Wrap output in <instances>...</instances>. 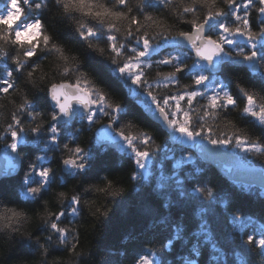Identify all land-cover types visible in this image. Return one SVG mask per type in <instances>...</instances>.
<instances>
[{
	"label": "snow or ice",
	"instance_id": "6c2138e0",
	"mask_svg": "<svg viewBox=\"0 0 264 264\" xmlns=\"http://www.w3.org/2000/svg\"><path fill=\"white\" fill-rule=\"evenodd\" d=\"M46 12L79 51L50 32ZM109 157L129 165L143 195L142 231H166L161 249L184 252L109 248L104 264L264 261V180L243 178H264V0H0V264H95L87 237L128 215ZM197 159L255 197L260 217L233 210V193L201 181L203 168L183 174ZM217 211L228 214L234 259L217 239Z\"/></svg>",
	"mask_w": 264,
	"mask_h": 264
},
{
	"label": "trees",
	"instance_id": "16d2710c",
	"mask_svg": "<svg viewBox=\"0 0 264 264\" xmlns=\"http://www.w3.org/2000/svg\"><path fill=\"white\" fill-rule=\"evenodd\" d=\"M45 20L47 22L48 28L50 32L54 34L56 39L65 44L68 48L79 51L80 43L71 34V29L66 26V22L61 21L59 19L53 18L52 12H46ZM83 58V57H82ZM87 67V65H86ZM97 74L93 72V76ZM117 97L120 100H125V96L122 92H116ZM142 128L146 127V125H140ZM152 130V129H149ZM166 133L163 131L156 132V142L158 144H165ZM82 140L87 143V136L82 137ZM168 147H171L169 144ZM175 148V155L178 159L181 155L185 154V152L192 154L180 147ZM193 155V154H192ZM194 156V155H193ZM195 158V156H194ZM109 159L113 162V164L118 168V171L114 173V175H120L125 178L124 187L127 188V206H128V215L120 216L119 214L115 215L108 224L101 225L97 228L96 234H90L85 241L87 246H90L93 249V257L92 260L95 264H104V259L106 257L107 249L111 248L113 250L120 249H128L131 254H134L135 251L144 245L155 246L157 251H163L168 255V258L171 259L173 255H179L184 252V246L182 244L177 245L172 253H167V250L161 249V244L164 242V237L167 235L166 231L161 230L160 232L153 233L152 231H142L141 224L139 221V208L143 202V195H138L134 188L130 187L129 182L127 181V174L130 171V167L128 164L120 165L116 157H109ZM159 160V157H157ZM163 170L166 175L171 174L176 169L173 168V164L175 161L169 159L163 161ZM264 163V160L258 162L257 164ZM195 168H203V174L199 175V179L201 181L210 180L213 185L217 188L218 195L222 194L223 191H229L233 193L232 200V209H240L244 214H254L256 217H260V204L252 196H246L238 193L229 181L223 179L217 172H215L210 166L204 164L199 159L196 160L195 164H186L183 167V174L185 175H193ZM159 178V174L153 178V182ZM146 191H150V189H146ZM13 206V205H9ZM197 205L193 203L188 206L184 210L183 219L189 232L194 231L197 225ZM227 213H223L221 211H217L216 219L218 221V227L216 228V236L219 241V244L224 248V250L228 253L230 259H234V252L239 251L236 247L237 242H233L230 239L231 232L230 226L227 223ZM221 216L225 217L223 221L220 220ZM133 234L135 239H125L129 234ZM207 252V250H206ZM250 260L252 264H264V261L257 255H251Z\"/></svg>",
	"mask_w": 264,
	"mask_h": 264
},
{
	"label": "water",
	"instance_id": "95a60500",
	"mask_svg": "<svg viewBox=\"0 0 264 264\" xmlns=\"http://www.w3.org/2000/svg\"><path fill=\"white\" fill-rule=\"evenodd\" d=\"M176 145H178V146H181V147H183V148H185V149H187V150H189V151H191V152H193L194 153V151L193 150H191V149H188L187 148V146H182V145H179V144H176ZM171 146H173V145H171ZM195 154V153H194ZM204 162V161H203ZM5 163H6V161L5 160H3V159H0V168H2L4 165H5ZM206 163V162H205ZM208 164V163H207ZM212 168H214L216 171H217V173L222 177V178H224V179H226L224 176H223V174L220 172V170L215 166V165H210ZM257 167H259V166H257ZM244 179H247V180H251L252 182H254L256 185H259V183H260V181L261 180H264V178H262V177H259L258 175H256V176H253V177H243Z\"/></svg>",
	"mask_w": 264,
	"mask_h": 264
},
{
	"label": "bare ground",
	"instance_id": "6f19581e",
	"mask_svg": "<svg viewBox=\"0 0 264 264\" xmlns=\"http://www.w3.org/2000/svg\"><path fill=\"white\" fill-rule=\"evenodd\" d=\"M171 146V144H169ZM212 168V167H211ZM215 172H217L214 168H212Z\"/></svg>",
	"mask_w": 264,
	"mask_h": 264
}]
</instances>
